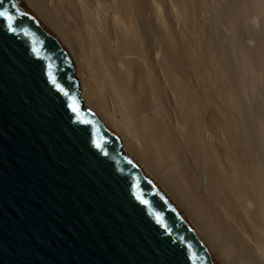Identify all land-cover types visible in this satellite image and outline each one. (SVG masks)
<instances>
[{
  "label": "bare ground",
  "instance_id": "bare-ground-1",
  "mask_svg": "<svg viewBox=\"0 0 264 264\" xmlns=\"http://www.w3.org/2000/svg\"><path fill=\"white\" fill-rule=\"evenodd\" d=\"M20 1L214 264H264V0Z\"/></svg>",
  "mask_w": 264,
  "mask_h": 264
},
{
  "label": "water",
  "instance_id": "water-1",
  "mask_svg": "<svg viewBox=\"0 0 264 264\" xmlns=\"http://www.w3.org/2000/svg\"><path fill=\"white\" fill-rule=\"evenodd\" d=\"M0 12V264H214L82 106L53 34L20 0Z\"/></svg>",
  "mask_w": 264,
  "mask_h": 264
},
{
  "label": "rangeland",
  "instance_id": "rangeland-1",
  "mask_svg": "<svg viewBox=\"0 0 264 264\" xmlns=\"http://www.w3.org/2000/svg\"><path fill=\"white\" fill-rule=\"evenodd\" d=\"M189 21H190V20H189ZM194 21H195V20H192V22L190 21V23L188 24V26H189V27L194 26L195 28H197V30H195V31H198V28H200V27H198V25L195 24ZM191 23H192V24H191ZM189 27H188V28H189ZM199 30H200V29H199ZM199 33L201 34V32H199ZM199 33H198V34H199ZM209 40H210L211 42H213V41H214V38H212V39L209 38ZM220 40H221V38H220Z\"/></svg>",
  "mask_w": 264,
  "mask_h": 264
},
{
  "label": "snow or ice",
  "instance_id": "snow-or-ice-1",
  "mask_svg": "<svg viewBox=\"0 0 264 264\" xmlns=\"http://www.w3.org/2000/svg\"><path fill=\"white\" fill-rule=\"evenodd\" d=\"M0 16L6 17L9 21V26H11V21L13 19V17L11 15H9L8 13H5V12H0ZM145 203H147V202L145 201Z\"/></svg>",
  "mask_w": 264,
  "mask_h": 264
}]
</instances>
